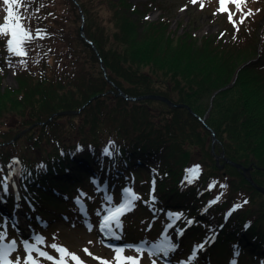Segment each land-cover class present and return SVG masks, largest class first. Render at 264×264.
Listing matches in <instances>:
<instances>
[{
    "label": "trees",
    "instance_id": "trees-1",
    "mask_svg": "<svg viewBox=\"0 0 264 264\" xmlns=\"http://www.w3.org/2000/svg\"><path fill=\"white\" fill-rule=\"evenodd\" d=\"M262 1L259 7L251 8V3L247 7L262 9ZM158 5L30 0L27 14L33 33L40 29L45 38L26 45L27 67L9 55L6 39L0 38V75L12 70L16 83L0 88V126L8 123L0 127L3 174L7 175L13 158L18 159L31 177L21 182L13 176L17 190L34 200L32 205L40 207L43 215L70 216L71 193H88L81 186L87 182L80 174L73 179L63 175L51 182L45 179L53 166L61 171L66 151L76 155L77 146L84 147L86 151L76 155L78 161L102 163L112 182L116 183L112 175L122 178L127 170L152 175L160 200L167 199L182 211L190 209V216L198 214L188 240L204 237L207 226L216 230L228 217L227 209L241 202L210 248L207 264H229L232 258L236 264H264V196L241 170L226 164L220 171L224 162L217 165L211 152L214 134L215 153L224 152L228 160L249 169L255 184L264 188V31L259 34L257 26L262 12L238 32L224 15L218 19L223 23L221 33L198 39L192 32L171 34L162 8L157 21H146V14ZM3 7L0 4V22ZM118 93L132 98L155 95L178 107L163 101H131ZM63 112L68 114L57 115ZM109 142L119 150L112 165L107 157L101 159ZM195 166L201 169L199 177L187 184L186 170ZM213 182L216 187L209 191ZM221 184L227 187L222 189ZM220 193V201L201 215ZM148 199L143 197V203ZM239 232L243 234L238 238ZM234 245H239L238 256L233 254Z\"/></svg>",
    "mask_w": 264,
    "mask_h": 264
},
{
    "label": "snow or ice",
    "instance_id": "snow-or-ice-1",
    "mask_svg": "<svg viewBox=\"0 0 264 264\" xmlns=\"http://www.w3.org/2000/svg\"><path fill=\"white\" fill-rule=\"evenodd\" d=\"M30 0H0V4L3 7V18L0 22V38L6 39V51L10 56L20 58L19 63L22 66L27 67L28 49L26 45L34 39L45 38L41 35V30L36 29L33 33L28 5ZM190 3L196 5L199 3L200 8L203 10L205 4L200 0H190ZM248 0H218V14H227L228 21L233 25V28L238 32L241 25H243L251 17L258 14L262 9L253 10L247 7ZM229 5L234 6L233 11ZM217 13H213L216 15ZM239 17L238 19L236 17ZM223 35V34H222ZM235 39V36L233 37ZM9 64L11 61H7ZM83 150L81 146H77V151ZM119 150L114 142H109L101 151V159L107 157L114 163V154H118ZM64 155V153H61ZM75 155V153H71ZM7 175L3 174L4 166L0 165V192L3 195H7L9 186L15 191V203L14 211L11 216L0 214V264H86V261L82 259L81 255L77 252L70 251L68 247L58 243H48L46 237L42 233H37L31 224V218L24 214V218L28 220L27 224H22L19 218V212L22 210L20 203L22 197L17 190V185L13 176L19 177L21 182L25 180L30 181L31 172L20 165L18 159L13 158L10 164L7 166ZM38 167H46L45 165H39ZM103 171V169H102ZM200 167L195 166L186 170L185 181L187 184H192L194 180L199 177ZM94 187L95 195H89L83 190L77 191V197L74 198V203L80 209L81 215L85 218L86 226L91 231L93 222L89 218L88 208L85 201H94L96 196L100 197V206L96 209V215L100 217L98 229L103 236V241L107 240H122V218L128 213L135 210L136 204L141 200V197L133 190L132 187L124 186L120 190V202L117 204L114 200L115 186H110L109 181L100 176H94L91 180ZM153 189L155 191V180H153ZM216 187V183L213 182L209 185V191ZM220 188H226L227 185L221 184ZM25 191H27V185H24ZM148 203L155 205L156 198L151 195ZM223 193L217 195L213 200L209 201L208 205L202 210L201 215L207 212L208 208L218 203ZM24 201L32 208V202L28 200V197H23ZM0 202H2V196H0ZM244 204L248 201L244 200ZM242 207L241 204H236L227 213L231 215V212L236 211ZM163 211V210H161ZM155 216L156 210H153ZM168 223L165 226V232L163 236L155 243H151L146 240H142L137 244H106L111 249L113 255L109 258H104L99 255H94L87 247L82 249V252L93 260L98 261V264H141L145 259V253L147 257L152 258L150 264H158V260L163 259L165 264H173L171 256L175 253L179 247V238L182 237L187 227L193 226L194 219H187L184 212L168 210L166 213ZM184 220L186 227H177V223ZM208 231L210 235H207L203 241L196 244L194 243L192 250L188 253L186 259L174 261V264H197L198 258L202 252L206 250V245H211L216 239L214 229L210 226ZM222 227V226H221ZM175 229L174 235L177 242H173L169 235L168 230ZM27 232V236L24 233ZM13 233H15L13 235ZM55 239V238H54ZM89 244L92 241L88 242ZM132 251L135 254H126V252ZM239 245L234 246V256L239 255ZM230 264H236L233 260Z\"/></svg>",
    "mask_w": 264,
    "mask_h": 264
},
{
    "label": "rangeland",
    "instance_id": "rangeland-1",
    "mask_svg": "<svg viewBox=\"0 0 264 264\" xmlns=\"http://www.w3.org/2000/svg\"><path fill=\"white\" fill-rule=\"evenodd\" d=\"M126 1L131 7L135 6V5L141 6L143 4L150 3V2H153L154 4L159 3L160 5H158V9H153L146 14V16H145L146 21L154 23L155 21H157L161 17V14L163 13L162 10H166L167 13H165L166 14L165 17L170 21L169 31L171 34L185 35L187 32H192L194 37H196L198 39H205L208 36H214V35H218L219 33H221V30H222L221 27L223 26V23L219 22L218 19L223 17L224 15H227V14H218L217 13L218 0H200V2L205 4V7L203 8V10L200 8L199 3L196 5H193L190 3V0H126ZM260 1H262V0H254V2H253V0H248V3H251L250 7L254 8L255 6L259 7V5L257 3ZM262 2L264 5V0ZM229 7L233 11H235L234 6L229 5ZM161 8H162V10H161ZM262 10H264V7L262 8ZM261 12H262L261 13L262 16L260 17L261 20L258 21V25H257L259 34H261L264 31V11H261ZM213 13H217V14L213 15ZM238 18L239 17L237 16V19ZM226 36H229V34L226 33ZM224 41L228 42V38L225 37ZM15 85H16V83H15V79H14V72L12 70L7 71V73L4 76L0 75V88L1 87L4 88V87H8V86L9 87H15ZM119 96L124 98L123 95H119ZM149 96H155V95H147L144 97H149ZM157 97H159V96H157ZM127 98H128V100H131L129 98H132V97H127ZM146 100H153V99H146ZM88 102L89 101H87V103L82 107L85 108V106H87L89 104ZM84 108H82V109H84ZM80 110H78V112H80ZM2 115L8 119V114L5 115L4 113H2ZM205 117H207V114H206V116H204V118ZM13 120H14V118H12V120L11 121L9 120V121L12 122ZM200 122L202 124L204 123V121L202 119L200 120ZM7 124L8 123L6 122L5 124L1 125L0 127L6 128ZM36 125H38V124H36ZM39 125L43 126L42 123H40ZM203 126H205V125H203ZM205 128H207V127L205 126ZM28 132H30V129L21 131L13 140H10L8 142V144H12L14 141H16L20 137L26 135ZM216 143L217 142L215 140L214 144L213 143L211 144V147L212 146L214 147L216 145ZM82 149L83 150L79 151V153L76 155H80V152L86 151V149L84 147H82ZM71 153H73V152H71V151L65 152L67 157H65V159L63 157V159L66 161V163L61 164L62 165L61 171H60V169H58L59 167L53 166V170L52 169L48 170L47 177L45 180H49L51 182L54 178L59 179V177L62 175L63 176H70V177L75 176V175H79L82 171L88 172L90 170L88 168L94 169L97 167L99 172L102 170L101 167L96 166V164L93 161H89L87 165L82 164L80 161H78L79 158L77 159L76 155L73 156V155H71ZM83 163H85V162H83ZM109 163L113 164L111 160ZM74 167L80 168V171H77V169H74ZM220 171H222V169ZM55 172H58V174H55ZM75 172H76V174H75ZM83 173L80 175H83ZM244 174H245V176L250 177V174H246V173H244ZM53 176H55V177H53ZM95 176H101V174H98V172H97V174ZM13 180H15V182H16V178L13 177ZM43 180L44 179H42L40 181L43 182ZM253 183L255 184L254 181H253ZM83 184H86V183L83 181ZM16 185L18 186L17 182H16ZM10 187H11V185L9 186V191H8L7 195H3V193L0 192V196H2V202H0V206L6 207L7 205L5 206V202H7V199H8V202L12 201V205L10 207V210L13 213L14 203H15L14 197H15V191L16 190H14L12 187L11 188ZM17 189H18V187H17ZM89 190L93 191V193L95 194L93 185H91L89 187ZM149 192H151V191H149ZM19 193H20V196L22 197V199H23V197L26 196L25 194L23 195V193L20 191H19ZM244 195H248V194H244ZM262 195L264 196V194H262ZM162 197H164V196L162 195ZM22 199H21V201H22ZM96 202H98V196L96 197ZM164 202L168 203V201H164ZM236 204H241V202L237 201V202L233 203L231 206H234ZM150 208L152 211L154 209L156 210V207L151 203H150ZM232 208L233 207H231L230 209H232ZM21 211L19 212L18 215H19L20 221L22 222L23 219H22ZM237 211L238 210L234 211V213H236ZM159 214L160 213H157V211H156V215H159ZM247 214H249L251 217L256 215V214L248 212V211H247ZM92 216H90V217H92ZM153 216H154V214L150 217V220L153 218ZM94 219H95V224L93 225L91 231L88 229L86 224L85 225L81 224V223L76 224L75 222L74 223H70V222L66 223V221H64V220L59 221L57 219V217L48 219L51 222H48L46 224L45 223L40 224V223H34V222H31V224L33 226V229L37 233H42L46 237L48 243L58 242L64 246L68 247L70 251L77 252V254L81 255L82 259H84L86 261V264H98V261L93 260L90 257H88L86 254H84L82 252V249L87 247L90 251L93 252L94 255H99V256H102L104 258H109V259L112 257L113 253L110 249L103 247L102 244L98 241L97 232H98V224L99 223L97 222L96 218H94ZM164 219H165V221L162 223V226L160 229L157 228V230L150 231V233H148L145 230L142 231L141 229H139V227L137 225H134L132 228L133 231H130L129 234L127 233V235L122 236V239H123L122 241H120V242L115 241V240L114 241L117 244H123V243L137 244L138 242L143 240V239H140L143 235L140 233L138 234L139 231H142V232L146 233L144 235V237H145L144 240L149 241L151 243H155L158 241V240H155L157 238V236H159V239H160L165 232V226L168 223V220H167L166 216ZM82 221L84 222V220H82ZM27 223H28V221L24 222V224H27ZM140 223L142 224V222H140ZM177 227H186V226H185V223H182V224L180 223ZM168 231H169V235L172 238L173 242H177V239L174 235L175 229L168 230ZM13 234H15V233H13ZM241 234H242V232H239V235H241ZM24 235H27L26 232L24 233ZM184 236H185V234H184ZM180 239H179L180 242H179V247H178L177 251L175 253H173L171 258H170L171 261L173 262V264H174V261L182 260V257L180 255L182 252L189 250V245H188V243H186L185 237L183 238V240H180ZM89 241H92V243L89 244L88 243ZM110 241H113V240H110ZM204 252L201 253L200 258L204 255ZM126 254H135V253L132 251H128V252H126ZM151 259L152 258L147 257V253H145V259L142 260L141 264H150ZM45 264H46V262H45ZM158 264H165V261L163 259L158 260Z\"/></svg>",
    "mask_w": 264,
    "mask_h": 264
},
{
    "label": "water",
    "instance_id": "water-1",
    "mask_svg": "<svg viewBox=\"0 0 264 264\" xmlns=\"http://www.w3.org/2000/svg\"><path fill=\"white\" fill-rule=\"evenodd\" d=\"M81 31H83V27H81ZM119 95H123V94L119 93ZM126 99H128V98L126 97ZM129 99H131L132 101H137V100H138V101H139V100L141 101V100H146V99H153V100H156V101H163V102L167 103L168 106H170L171 108L178 107V106L174 105L173 103H171L169 100H166V99L163 98V97H157V96H149V97H144V96H142V97L129 98ZM92 100H93V98H92L91 100H89L88 103H91ZM85 107H86V106H85ZM82 108H84V107H82ZM82 108H81V109H82ZM72 113L74 114L75 112H72ZM77 113H78V111H77ZM65 114H68V113L63 112V113H59V114H57V115H65ZM212 134H213V133H212ZM212 136H213V140H212V142H213V144H214V142H215V137H214V135H212ZM211 148H212V151H211V152H212V155H213L214 158H215L216 164H219V161H220V160H222V161L224 162V164H222V165L220 166V168H223L226 164H229V165H231V166L237 168L238 170H241V172H242L243 175H245L244 173H246V174L249 173V169L244 168V167H242L241 165H239V164H235L234 162L228 160V159L225 157L224 152H222L220 155H217V154L215 153V146H214V147L212 146ZM248 181L251 183V185H252L255 189H257L259 192H261L262 194H264V189L258 187L256 184H254L250 177H248Z\"/></svg>",
    "mask_w": 264,
    "mask_h": 264
},
{
    "label": "bare ground",
    "instance_id": "bare-ground-1",
    "mask_svg": "<svg viewBox=\"0 0 264 264\" xmlns=\"http://www.w3.org/2000/svg\"><path fill=\"white\" fill-rule=\"evenodd\" d=\"M23 224V222H21Z\"/></svg>",
    "mask_w": 264,
    "mask_h": 264
}]
</instances>
